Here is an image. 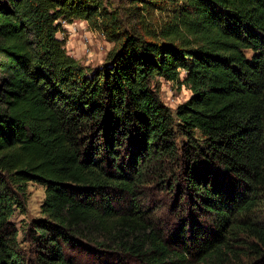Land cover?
<instances>
[{
    "label": "trees",
    "instance_id": "16d2710c",
    "mask_svg": "<svg viewBox=\"0 0 264 264\" xmlns=\"http://www.w3.org/2000/svg\"><path fill=\"white\" fill-rule=\"evenodd\" d=\"M124 1L0 0V264H264V0Z\"/></svg>",
    "mask_w": 264,
    "mask_h": 264
},
{
    "label": "rangeland",
    "instance_id": "374dc122",
    "mask_svg": "<svg viewBox=\"0 0 264 264\" xmlns=\"http://www.w3.org/2000/svg\"><path fill=\"white\" fill-rule=\"evenodd\" d=\"M111 8L125 4L124 0H108ZM60 31L57 36L65 38L66 52L74 57L83 66L95 67L101 64L107 54L112 48L113 43L109 42L102 33L98 30L91 29L87 22L82 19H74L72 21H60ZM159 94L162 101L171 108H175L177 104L183 102L190 95V91L181 86L178 88L174 83L158 79ZM26 206L25 212H15L12 220L16 222L17 226H21L30 219L40 216V204L44 196V187L30 182L26 190ZM164 211H166L164 209ZM166 214V213H165ZM88 263V256H85ZM95 264H106L94 257Z\"/></svg>",
    "mask_w": 264,
    "mask_h": 264
}]
</instances>
